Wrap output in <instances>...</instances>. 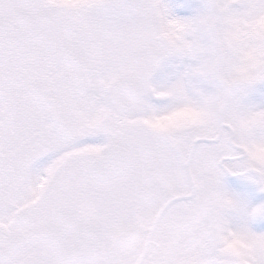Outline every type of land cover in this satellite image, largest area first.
Segmentation results:
<instances>
[{"label":"snow or ice","instance_id":"1","mask_svg":"<svg viewBox=\"0 0 264 264\" xmlns=\"http://www.w3.org/2000/svg\"><path fill=\"white\" fill-rule=\"evenodd\" d=\"M0 264H264V0H0Z\"/></svg>","mask_w":264,"mask_h":264}]
</instances>
